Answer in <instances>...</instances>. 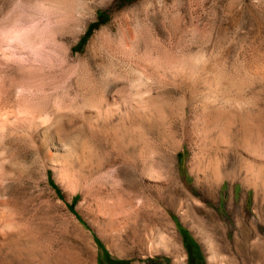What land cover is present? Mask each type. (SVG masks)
<instances>
[{
	"label": "rangeland",
	"instance_id": "rangeland-1",
	"mask_svg": "<svg viewBox=\"0 0 264 264\" xmlns=\"http://www.w3.org/2000/svg\"><path fill=\"white\" fill-rule=\"evenodd\" d=\"M0 107V264H264V0H0Z\"/></svg>",
	"mask_w": 264,
	"mask_h": 264
},
{
	"label": "trees",
	"instance_id": "trees-1",
	"mask_svg": "<svg viewBox=\"0 0 264 264\" xmlns=\"http://www.w3.org/2000/svg\"><path fill=\"white\" fill-rule=\"evenodd\" d=\"M184 233L187 234V231L186 230H183ZM107 263L108 264H128L125 260H121V259H114V258H111L110 256H107Z\"/></svg>",
	"mask_w": 264,
	"mask_h": 264
},
{
	"label": "bare ground",
	"instance_id": "bare-ground-1",
	"mask_svg": "<svg viewBox=\"0 0 264 264\" xmlns=\"http://www.w3.org/2000/svg\"><path fill=\"white\" fill-rule=\"evenodd\" d=\"M0 109H1V107H0ZM54 126H55V125H54ZM47 127H48V126H47ZM51 127H52V125L50 126L49 129H51ZM54 129H55V128H54ZM52 144H53V143H52ZM63 145H64V143H63ZM63 145H61V147L64 148V149H66L67 146L65 147V146H63ZM61 147H60V149H61ZM57 149H58V148H57ZM62 150H63V149H62ZM65 151H67V149H66ZM69 151H70V150H69Z\"/></svg>",
	"mask_w": 264,
	"mask_h": 264
}]
</instances>
